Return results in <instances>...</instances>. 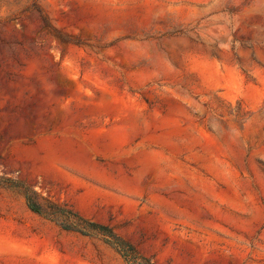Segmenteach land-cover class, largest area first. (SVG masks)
I'll return each mask as SVG.
<instances>
[{"label":"rangeland","instance_id":"obj_1","mask_svg":"<svg viewBox=\"0 0 264 264\" xmlns=\"http://www.w3.org/2000/svg\"><path fill=\"white\" fill-rule=\"evenodd\" d=\"M0 242L264 264V0H0Z\"/></svg>","mask_w":264,"mask_h":264},{"label":"trees","instance_id":"obj_2","mask_svg":"<svg viewBox=\"0 0 264 264\" xmlns=\"http://www.w3.org/2000/svg\"><path fill=\"white\" fill-rule=\"evenodd\" d=\"M25 199H26V203H27V206L28 208L33 211V212H37L39 213L40 212V209H39V206L36 204V202L32 199L31 195L29 193L26 192L25 194ZM85 223V226L86 227H91V228H98V230L104 232V234H108L110 236H112V232L107 229V227H104V226H100V225H96L95 223H92V222H86V221H83ZM84 232V231H82ZM116 241H111L109 239H106V241L111 244V245H120L122 244L121 241H119L118 239H115Z\"/></svg>","mask_w":264,"mask_h":264},{"label":"bare ground","instance_id":"obj_3","mask_svg":"<svg viewBox=\"0 0 264 264\" xmlns=\"http://www.w3.org/2000/svg\"><path fill=\"white\" fill-rule=\"evenodd\" d=\"M21 254H22V252H21ZM16 255H17V252L15 250H13L9 246H7V244L0 242V256H8V257L13 258Z\"/></svg>","mask_w":264,"mask_h":264},{"label":"water","instance_id":"obj_4","mask_svg":"<svg viewBox=\"0 0 264 264\" xmlns=\"http://www.w3.org/2000/svg\"><path fill=\"white\" fill-rule=\"evenodd\" d=\"M169 40H179L180 38H178V37H170V38H168Z\"/></svg>","mask_w":264,"mask_h":264}]
</instances>
